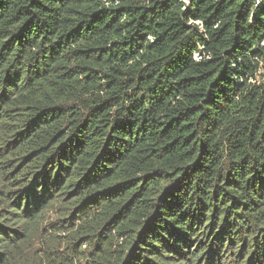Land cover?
<instances>
[{
	"label": "trees",
	"instance_id": "trees-1",
	"mask_svg": "<svg viewBox=\"0 0 264 264\" xmlns=\"http://www.w3.org/2000/svg\"><path fill=\"white\" fill-rule=\"evenodd\" d=\"M264 0H0V264H264Z\"/></svg>",
	"mask_w": 264,
	"mask_h": 264
},
{
	"label": "rangeland",
	"instance_id": "rangeland-1",
	"mask_svg": "<svg viewBox=\"0 0 264 264\" xmlns=\"http://www.w3.org/2000/svg\"><path fill=\"white\" fill-rule=\"evenodd\" d=\"M263 75H264V63H262V68H261L260 74L258 76L260 81H261Z\"/></svg>",
	"mask_w": 264,
	"mask_h": 264
}]
</instances>
